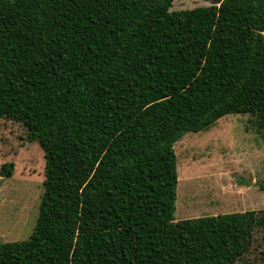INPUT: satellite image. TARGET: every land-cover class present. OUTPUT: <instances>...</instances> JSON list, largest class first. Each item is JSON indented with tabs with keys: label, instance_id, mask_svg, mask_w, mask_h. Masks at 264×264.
I'll return each instance as SVG.
<instances>
[{
	"label": "trees",
	"instance_id": "1",
	"mask_svg": "<svg viewBox=\"0 0 264 264\" xmlns=\"http://www.w3.org/2000/svg\"><path fill=\"white\" fill-rule=\"evenodd\" d=\"M174 1L0 0V119L46 163L0 264H237L255 213L174 222V147L231 114L264 137V0Z\"/></svg>",
	"mask_w": 264,
	"mask_h": 264
},
{
	"label": "rangeland",
	"instance_id": "2",
	"mask_svg": "<svg viewBox=\"0 0 264 264\" xmlns=\"http://www.w3.org/2000/svg\"><path fill=\"white\" fill-rule=\"evenodd\" d=\"M217 2L175 0L171 11ZM26 139L22 124L0 119V168L14 164L10 178L0 175L1 242L28 240L39 216L45 157L37 142ZM174 148L179 181L173 221L254 212L258 224L236 259L237 264L264 262V137L255 117L225 116L206 131L187 133Z\"/></svg>",
	"mask_w": 264,
	"mask_h": 264
},
{
	"label": "water",
	"instance_id": "3",
	"mask_svg": "<svg viewBox=\"0 0 264 264\" xmlns=\"http://www.w3.org/2000/svg\"><path fill=\"white\" fill-rule=\"evenodd\" d=\"M222 1H223V0H218V2H217V3H218V4H220Z\"/></svg>",
	"mask_w": 264,
	"mask_h": 264
}]
</instances>
